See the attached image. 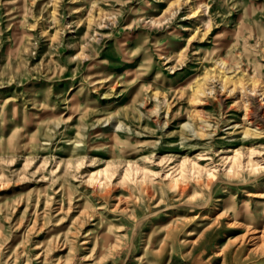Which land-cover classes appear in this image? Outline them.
Segmentation results:
<instances>
[{"label":"rangeland","instance_id":"obj_1","mask_svg":"<svg viewBox=\"0 0 264 264\" xmlns=\"http://www.w3.org/2000/svg\"><path fill=\"white\" fill-rule=\"evenodd\" d=\"M176 256L264 264V0H0V264Z\"/></svg>","mask_w":264,"mask_h":264},{"label":"crops","instance_id":"obj_2","mask_svg":"<svg viewBox=\"0 0 264 264\" xmlns=\"http://www.w3.org/2000/svg\"><path fill=\"white\" fill-rule=\"evenodd\" d=\"M167 264H195V263H191L189 260H186L181 256H176V257H171L168 260Z\"/></svg>","mask_w":264,"mask_h":264},{"label":"bare ground","instance_id":"obj_3","mask_svg":"<svg viewBox=\"0 0 264 264\" xmlns=\"http://www.w3.org/2000/svg\"><path fill=\"white\" fill-rule=\"evenodd\" d=\"M115 225H116V224H115ZM108 229L110 230V228H108ZM172 230H173L172 227H171V230H170V229L167 230V234H166V237H167V238H169V237L171 238V237L176 236L175 232L172 231ZM113 232H114V231H113ZM97 235H98V234H97ZM99 235H100V234H99ZM99 235H98V236H99ZM104 235H105V234H104ZM168 236H169V237H168ZM116 237H117V235H116ZM166 237L162 238V240H164ZM176 237H177V236H176ZM107 240H108V236H106V238L104 239L103 243L106 244V241H107ZM100 242H101V241H100ZM161 263L164 264L163 261H162ZM166 263H167V262H166ZM166 263H165V264H166Z\"/></svg>","mask_w":264,"mask_h":264}]
</instances>
